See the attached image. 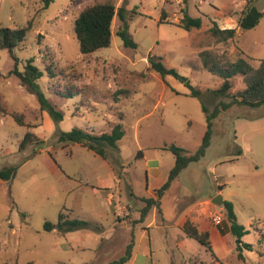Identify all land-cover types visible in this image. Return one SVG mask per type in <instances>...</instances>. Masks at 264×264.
Listing matches in <instances>:
<instances>
[{
    "label": "rangeland",
    "instance_id": "rangeland-1",
    "mask_svg": "<svg viewBox=\"0 0 264 264\" xmlns=\"http://www.w3.org/2000/svg\"><path fill=\"white\" fill-rule=\"evenodd\" d=\"M123 1L53 0L44 8L42 0H0V28L32 22L24 42L13 50L19 70L34 59L44 72L38 84L65 114L56 123L42 112L35 95L9 74L15 64L11 53L0 50V102L8 113H0V170L17 167L10 180L0 179V264H109L124 254L132 234L139 246L141 226L148 233L134 264H264V107L234 106L221 113L206 156L165 193L162 214L153 210L139 222L143 199L155 197L175 165L166 146L195 152L207 130L203 105L213 111L231 100L214 93L223 81L203 69L200 54L210 51L226 62L251 59L257 67L264 60V16L256 28L242 30L238 23L248 0ZM96 3L125 7L137 49L124 47L117 35L122 21L116 16L110 47L89 55L80 52L75 20ZM256 6L264 13V0H256ZM185 14L201 18L202 27H179ZM213 22L221 29L236 28L235 40L214 38ZM150 56L161 57L182 79L154 73ZM187 83L200 89L202 97H191ZM244 89L242 77L235 76L229 94ZM15 112L23 115L26 126L14 120ZM117 123L126 134L109 159L83 145L58 141L61 132L74 128L101 134ZM28 132L34 138L21 150ZM219 195L234 204L238 223L248 233L241 240L232 235L223 205L212 202L204 217L214 229L211 250L188 237L179 239L186 235L179 233L178 220ZM60 214L96 224L99 230L66 235L44 231V224H56ZM161 215L167 228L151 223ZM214 216L222 222L216 224ZM149 237L152 257L143 255ZM240 242L252 250L239 251Z\"/></svg>",
    "mask_w": 264,
    "mask_h": 264
},
{
    "label": "trees",
    "instance_id": "trees-1",
    "mask_svg": "<svg viewBox=\"0 0 264 264\" xmlns=\"http://www.w3.org/2000/svg\"><path fill=\"white\" fill-rule=\"evenodd\" d=\"M42 2L44 3V8H48L53 0H42ZM123 2L124 4H128L129 0H124ZM125 12L126 9L124 6L117 10L116 7L110 3H96L85 7L80 12L74 24V31L80 46V52L83 55H89L100 49L110 47L113 36L112 24L116 16L122 21V27L117 35L121 38L124 47L137 49V43L134 41L129 31V24ZM263 16L264 13L256 6V0H248L238 26L242 30H252L259 25ZM202 25L203 21L201 18H192L185 14L179 27L186 31H191L192 29H200ZM31 26L32 22L30 21L27 26L22 28H0V50H8L15 61L14 69L9 74L17 77L20 84L28 92L35 95L42 112L49 114L56 123H59L64 119V112L57 104L49 99L38 84L43 78L44 72L35 65L34 59H29L26 62L24 71H20L18 68L19 61L13 55V50L24 42L28 32L32 29ZM210 32L212 36L220 42L232 41L237 37L236 28L221 29L215 22H213V27ZM200 58L203 69L218 76L223 81L221 87L214 93L217 96L229 97L231 100L229 102L221 101L213 111H210L205 104L203 105V111L206 114L207 120V130L203 137L202 144L195 152L187 153L183 148L176 145L166 146L165 150L170 151L175 156V165L169 172L167 180L160 188L155 190V197L143 199L146 205L141 210L140 223L145 221L153 208H157L159 213L162 214L160 205L165 193L168 192L172 184L179 179L180 174L184 170L191 164L200 162L206 156V152L212 142L214 122L221 113L228 111L234 106L248 109H260L264 107V60H261L257 67L250 63L249 60L251 59L239 58L233 62H226L222 60L220 56L210 51L202 52ZM148 63L150 69L163 79L166 76L182 79L175 69L168 68L163 63L161 57L150 56L148 58ZM47 71H49L50 75L54 76L50 69ZM238 75L242 77L245 89L230 95L229 92L232 89L233 79ZM187 85L191 89L189 94L191 97H202L200 89L192 87L189 83H187ZM0 113L3 116L8 115L6 109L1 105V102ZM13 118L20 126H26L22 114L15 112ZM125 134L126 132L123 124L117 123L113 125L109 133L101 134L74 128L69 132H61L58 136V141L62 144L83 145L103 159H109L110 151L118 152V144L125 137ZM33 138L34 134L28 132L20 144V149L24 150L27 145L32 142ZM141 154L142 153H139L137 160L140 158ZM242 154V149H239L237 155L241 156ZM16 171L17 167L15 166L0 170V179L8 181L16 174ZM93 188L96 189L95 187ZM219 189L223 190V186H220ZM223 208L230 227V232L237 239L241 240L248 233V230L245 226L238 223L234 204L231 201H224ZM54 230L60 235H66L80 230L98 231L99 226L77 218L70 219L68 216L60 214L56 224L52 222H46L44 224V231L52 232ZM182 230L186 237L197 241L208 250H211V236L209 232L201 231L198 226L190 220L184 223ZM134 247L135 237L132 234L131 241L127 245L124 254L109 264H127L132 259ZM237 248L239 251L244 249L252 250V245L240 242ZM239 258L244 260L242 254H239Z\"/></svg>",
    "mask_w": 264,
    "mask_h": 264
},
{
    "label": "crops",
    "instance_id": "crops-1",
    "mask_svg": "<svg viewBox=\"0 0 264 264\" xmlns=\"http://www.w3.org/2000/svg\"><path fill=\"white\" fill-rule=\"evenodd\" d=\"M219 191L221 192L222 190L219 189ZM212 202L213 201H211V200L201 201L197 205V209L196 210H194V208L191 209V210H189L188 211V214L184 218L179 219L178 220V223H177V227H178L179 233H182L183 235H185L184 232H183V230H182V228H183L184 223L187 220H190V221L194 222L201 231H203V232H209L210 233V236H211L212 231H214V229L208 224V222L205 220L204 217L207 216L208 211H209V208L208 207H209V205ZM153 210H155L156 213H157V215H158V209L157 208H153L150 212H152ZM154 218L156 220H155V223H154V221H152L151 222L152 224H155L156 226H163L162 228H167L169 226L168 225L169 223L164 220V218H163L162 215L160 216V218L158 216H154ZM139 229H142L144 232H143V234H141V238L139 240V246H137V239H136L135 234H134V237H135V247H134L132 259L129 261V263H131V264H134V262L136 261V258L138 256L137 254L139 253V249L142 248L141 245H142L143 239L147 238L146 237V233H148L147 228L146 227L143 228L141 226ZM226 229L227 230H230V227L228 226V224L226 226ZM132 231L133 230H131V232ZM133 232H135V231H133ZM180 235L178 236V238L181 239V240H184L186 236H180ZM125 240H124V242H125ZM152 254H153V251H152V246H151V239L149 237L148 244H146V246H143V255H145L147 257H152Z\"/></svg>",
    "mask_w": 264,
    "mask_h": 264
},
{
    "label": "water",
    "instance_id": "water-1",
    "mask_svg": "<svg viewBox=\"0 0 264 264\" xmlns=\"http://www.w3.org/2000/svg\"><path fill=\"white\" fill-rule=\"evenodd\" d=\"M224 199H223V197L221 196V195H219L216 199H214L213 200V203L215 204V205H219V206H221V205H223L224 204Z\"/></svg>",
    "mask_w": 264,
    "mask_h": 264
},
{
    "label": "built area",
    "instance_id": "built-area-1",
    "mask_svg": "<svg viewBox=\"0 0 264 264\" xmlns=\"http://www.w3.org/2000/svg\"><path fill=\"white\" fill-rule=\"evenodd\" d=\"M214 221L216 224H220L222 222V217L221 216H214Z\"/></svg>",
    "mask_w": 264,
    "mask_h": 264
}]
</instances>
